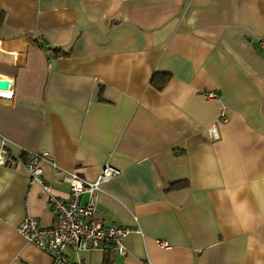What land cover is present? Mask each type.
<instances>
[{
  "label": "crops",
  "instance_id": "obj_1",
  "mask_svg": "<svg viewBox=\"0 0 264 264\" xmlns=\"http://www.w3.org/2000/svg\"><path fill=\"white\" fill-rule=\"evenodd\" d=\"M262 37L264 0H0V150L50 152L65 200L70 172L122 170L96 202L134 229L128 254L69 250L77 264H264ZM29 188L23 161L0 165V264H54L18 231L28 210L51 223Z\"/></svg>",
  "mask_w": 264,
  "mask_h": 264
},
{
  "label": "built area",
  "instance_id": "obj_2",
  "mask_svg": "<svg viewBox=\"0 0 264 264\" xmlns=\"http://www.w3.org/2000/svg\"><path fill=\"white\" fill-rule=\"evenodd\" d=\"M260 46L264 49V37L260 40ZM51 60L64 56L51 46L45 47ZM8 91H1L0 96ZM209 98H216L217 94L208 93ZM225 113L222 114V117ZM212 137H217L211 130ZM47 151L26 152V158L11 153L7 143L2 142L0 150V165L14 164L23 161L30 174V188L27 192L26 207L28 209L31 190L35 185H40L49 196L51 223H43L30 211L18 226V231L26 239L40 249L48 252L54 259V264H77L68 251L77 254L83 251L101 248L108 249L112 255L126 256L128 248L125 238L133 232V228L108 223L97 213V194L103 186L122 173V170L110 163H106L96 180L90 181L73 171L65 176L69 184L71 198L62 199L54 192L53 185L43 175L42 162L52 159ZM84 194L88 195V201L82 202Z\"/></svg>",
  "mask_w": 264,
  "mask_h": 264
},
{
  "label": "water",
  "instance_id": "obj_3",
  "mask_svg": "<svg viewBox=\"0 0 264 264\" xmlns=\"http://www.w3.org/2000/svg\"><path fill=\"white\" fill-rule=\"evenodd\" d=\"M12 88V80L8 78L0 77V90L1 91H10Z\"/></svg>",
  "mask_w": 264,
  "mask_h": 264
},
{
  "label": "trees",
  "instance_id": "obj_4",
  "mask_svg": "<svg viewBox=\"0 0 264 264\" xmlns=\"http://www.w3.org/2000/svg\"><path fill=\"white\" fill-rule=\"evenodd\" d=\"M60 53H62L63 55H65V53H63V52H60ZM152 81L155 82V77H153ZM165 82H166V80H164V82H160V83H159V87H161ZM161 84H162V85H161ZM160 85H161V86H160ZM186 185H187L186 182H178V183H174V184H172L171 187L174 188V189H177V188H182V187H184V186H186Z\"/></svg>",
  "mask_w": 264,
  "mask_h": 264
}]
</instances>
